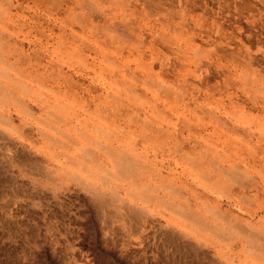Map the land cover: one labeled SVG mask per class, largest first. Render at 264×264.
<instances>
[{"label": "rangeland", "instance_id": "374dc122", "mask_svg": "<svg viewBox=\"0 0 264 264\" xmlns=\"http://www.w3.org/2000/svg\"><path fill=\"white\" fill-rule=\"evenodd\" d=\"M19 1L15 0L14 5ZM85 1L91 3H86L85 8L77 5L80 15L76 14L72 19V23H76L66 26V35L72 34L75 43L72 45L68 41L66 50H59L58 46L62 40L58 38L59 27L63 26L60 20L65 23L66 19L61 16L54 20L43 18L41 14L35 15L31 7L23 14L16 13L14 8L11 12L13 22H9L8 29L14 36L10 47L23 43L24 48L16 56H9L8 66L0 63V85L7 86L13 98L28 103L34 109V117L26 118L13 106V98L0 94V264H264V257L256 261L252 258V262L240 242L230 248L231 241L206 232H195L173 216L164 204L132 200L122 190L120 196L126 208H135L138 212L144 210L143 215L148 219L145 224L140 220L124 225L127 221L117 220L116 211L104 204L97 205L75 181L67 180L63 175L67 170L82 178L88 175V169L68 162L78 148L88 145L79 133L84 132L95 142L108 145L115 137L110 141L105 138L106 134L110 137L117 133L122 144L115 147L136 159L143 170L150 169L156 176L161 171L168 178L163 181L164 186L175 187L177 203L186 202L200 212V195L203 201L220 204L240 218L248 230L253 227L264 230L259 225L264 220V0H157L160 2L154 9L155 14L145 8L151 5L149 0H135L143 9L131 21L130 29L121 27L124 21L120 6L116 8L112 0ZM90 6L96 10L94 15L89 11ZM111 7L115 8V16L111 15L114 13ZM98 13L107 15L111 23L106 18L100 20L95 15ZM80 18L93 31H106L107 37L114 39L119 33L117 45L124 44L126 39L133 43L123 48L108 44V49L106 45L90 41L86 36L88 32H80ZM46 22L57 25L53 35L42 28L44 24L47 27ZM167 22L170 24L163 25ZM113 24L119 29L111 30L109 27ZM40 30L46 32L47 37H41ZM160 30L173 37V41L179 36L176 41H179L177 44L182 42V50L178 51L175 44L163 46L159 42ZM179 30H182L180 35ZM181 37L182 41L179 40ZM84 38L92 47L95 44L94 52L76 48L82 45ZM137 40L142 44L140 51L134 46ZM32 45L38 50L34 55L30 50ZM102 47L106 48L107 55L111 54L106 57H109V63L100 55L105 50ZM143 51H148L147 55L151 52L154 59H144L146 66L142 63L137 67L133 60L138 57V52L146 54ZM6 53L10 54L9 49ZM111 62L135 71L140 82L127 78L129 81L125 80V84L132 82L144 97L132 96L126 86L112 83L106 75L113 68ZM244 72L249 75L243 78ZM66 73H72L81 81V86L62 96L57 92L65 91L61 84ZM8 77L21 86L11 84ZM143 80H153L155 86H145ZM185 81L187 86H183ZM166 86H172L177 94L183 87V97L170 102L163 93L162 87ZM158 94L159 99H155ZM154 109L161 113L156 114ZM7 116L12 119L10 126L6 122ZM9 150H13L18 156L16 159L20 157V160L30 154L37 164L35 172L28 173L19 163L13 164L8 158ZM187 155L201 162L203 172L208 173L209 168L213 175L238 167L243 172L240 181H232L231 177L227 181L235 182V191L246 193L247 203L235 201L234 197L214 189L209 181L201 180L200 171L190 165ZM97 159L109 168L108 160L100 152ZM90 168L100 181L97 167ZM146 181L144 175L137 182ZM202 181L209 185L205 186ZM152 186L157 196L167 197L164 187ZM203 242L207 245L204 249ZM261 246L264 252V239Z\"/></svg>", "mask_w": 264, "mask_h": 264}, {"label": "bare ground", "instance_id": "6f19581e", "mask_svg": "<svg viewBox=\"0 0 264 264\" xmlns=\"http://www.w3.org/2000/svg\"><path fill=\"white\" fill-rule=\"evenodd\" d=\"M90 1V0H89ZM101 1V0H100ZM111 1V0H110ZM182 1V0H181ZM95 2V1H94ZM102 2V1H101ZM112 2H115L116 3V8H117V5H119L120 7V14L122 15L123 17V20L122 22L124 21V23L122 24L121 27H130L132 25L131 21L133 20V18H135V15L138 14L140 12L141 9H143L142 7L138 6L136 3H135V0H112ZM146 2V1H145ZM160 1H157V0H149V4H151L150 6H146L145 8H147V10L149 11V13L151 12V14H155V8H158V3ZM15 3V0H0V30H2V32H0V63L2 64V66H8L10 60L8 59L10 55H15L16 56V53H19V52H22L23 51V48H24V45L23 43L19 44L18 46H15V47H10V42H11V38L14 36L13 34L10 33L9 29H8V24L9 22H13V15H12V9L14 8L16 10V13L18 12V14H23L25 12H27L26 10L28 8H34V13L35 15H38L40 16L43 15V18H51V19H58V17L60 18L63 17L65 20V23L64 21H62V19L60 20L61 23L63 24L62 27H59V32H61L60 36H58V38L62 40L58 43V46H59V50H66L68 49L67 47V42L69 41L72 45H75L74 42H72V38L73 36L71 37V35H66L65 33V30H66V26H68L69 24H74L76 22H73L72 23V19L73 17L76 15V14H79L80 15V12H79V8L78 6L82 5L84 8L87 7L85 5L87 4H90V3H87L85 0H20L16 5H14ZM87 3V4H86ZM109 3V2H108ZM177 4V3H176ZM183 4V3H182ZM186 4V3H185ZM30 5V6H29ZM76 5V6H75ZM78 5V6H77ZM97 5V4H96ZM101 5V4H100ZM104 5V3H103ZM102 5V6H103ZM93 6V5H92ZM90 6V13L92 15H94V13L96 12V10H93V7ZM95 6V5H94ZM101 6V7H102ZM185 6V5H184ZM183 7V6H182ZM82 8V7H81ZM105 9V8H104ZM115 8L111 7V12H114L113 14H111L112 16H115L116 15V11H114ZM82 11V10H81ZM86 11V10H84ZM104 11V10H103ZM160 11V10H159ZM163 11V10H162ZM106 12V11H105ZM168 12V11H167ZM82 13V12H81ZM99 17L100 20H103V18H106L107 15H104L103 13H98V14H95ZM110 15V14H109ZM110 15V16H111ZM119 15V14H118ZM15 17V16H14ZM18 17V16H17ZM20 17V15H19ZM31 17H34V16H30ZM82 17V16H81ZM91 17V16H90ZM182 17V16H181ZM184 17V16H183ZM41 18V17H40ZM39 18V19H40ZM117 18V17H116ZM120 18V17H119ZM19 19V18H18ZM29 19V18H28ZM81 19V18H80ZM92 19V18H91ZM181 19V18H180ZM27 20V19H26ZM33 20V19H32ZM37 20V19H36ZM42 20V18H41ZM44 20V19H43ZM110 19L106 18V21L111 23L110 21H108ZM29 21V20H28ZM27 21V22H28ZM58 21V20H57ZM105 21V20H104ZM103 21V22H104ZM25 22V21H24ZM50 22V21H49ZM52 22V21H51ZM10 23V24H11ZM19 23V22H18ZM105 23V22H104ZM114 23V22H112ZM164 23V22H163ZM16 24V23H15ZM47 24V22H46ZM55 24V23H54ZM108 24V23H107ZM116 24V22L114 23ZM112 25V26H107L109 28H112L111 30H118L119 28H114L113 26L115 25ZM118 24V22H117ZM170 23L167 22L163 25L167 26L169 25ZM185 24V23H184ZM12 25V24H11ZM26 25V24H25ZM39 25V24H38ZM59 25V24H58ZM80 25V26H79ZM79 27H80V32H88V34L86 36H88V38H90L89 40L92 41H96L99 45H106L107 47L109 45H116L117 48H123L125 46L128 45V43H133L132 40H127L124 42V44H118L119 42V33L116 34V36H114V33L113 36L116 37V38H110V37H107L108 35H106V31H97V30H94L93 29H90L88 28L87 26H85L83 24V21L81 19V21L79 22ZM95 25V24H94ZM101 25V24H99ZM98 25V26H99ZM109 25V24H108ZM187 24H185V27H186ZM3 26V27H2ZM13 26V25H12ZM39 26H42L39 25ZM57 26V25H56ZM55 25L51 24V23H48L47 24V27L45 26V24L42 26L43 29L45 30H48L50 32H52V35L54 34L55 32ZM17 27V26H16ZM24 27V26H22ZM32 27V25H31ZM95 27V26H93ZM92 27V28H93ZM116 27V26H115ZM119 27V26H118ZM34 28V27H33ZM37 28V26H36ZM41 28V29H42ZM102 28V27H101ZM172 28V27H171ZM71 29V28H70ZM77 30V28H75ZM99 29V27H98ZM105 28H103L104 30ZM130 29V28H129ZM33 31V30H32ZM75 31V30H73ZM128 31V30H127ZM69 32V30H68ZM111 31H109L110 33ZM120 32V31H119ZM126 32V31H125ZM182 30H179V35L181 34ZM71 33V32H70ZM113 33V32H112ZM111 33V34H112ZM130 33V31H129ZM127 33V34H129ZM46 34V32H45ZM44 34V31H41L40 30V36L42 37L43 35L45 36ZM124 35V33H122ZM121 34V35H122ZM168 33L165 32V31H161L160 30V36H159V42L161 44H163V46H167V44L169 45H173L175 44L177 46V48L179 49L178 51H181L182 50V42L177 44L179 41H176L177 38L179 36H175V39L173 41V37H170L169 35H167ZM48 35V34H47ZM79 35V34H78ZM78 35L76 37H78ZM84 35V34H83ZM82 35V37H83ZM110 35V34H109ZM130 35V34H129ZM132 35V34H131ZM186 35V34H185ZM55 36V35H54ZM57 36V35H56ZM112 36V37H113ZM170 38H169V37ZM47 37V36H45ZM81 37V38H82ZM36 38V37H35ZM49 38V36H48ZM47 38V39H48ZM130 38V37H129ZM185 38V37H184ZM22 39V38H21ZM85 39V38H84ZM92 39V40H91ZM183 37H181V39L179 38L180 41H182ZM55 40V39H54ZM77 39H75L76 41ZM125 40V39H124ZM175 43H173V42ZM189 41V40H188ZM57 42V41H56ZM77 42L79 43L80 41L77 40ZM49 43V42H48ZM53 43V42H52ZM85 43V45H84ZM188 43V42H187ZM82 44L80 47H76L77 49L79 48H85V51L86 52H92L93 50L95 51V47L93 45L92 47V44L91 43H88L86 41V39L84 40V42L82 41ZM109 44V45H108ZM134 46L139 49V51L142 49V44L141 42H139L137 40V42H134ZM190 44V43H189ZM159 45V44H158ZM192 46V42L190 44ZM77 46V45H76ZM161 46V45H160ZM174 46V45H173ZM56 47H57V44H56ZM113 47V46H112ZM74 48V49H76ZM105 48V47H104ZM102 47V49H104ZM114 48V47H113ZM167 48V47H165ZM188 48V47H187ZM197 48V47H196ZM9 49V53L10 54H7L6 53V50ZM42 49V48H41ZM109 49V47H108ZM30 50H32L31 54H36L38 53V50L35 48V45H32ZM58 49H56L57 51ZM111 50V49H110ZM114 50V49H113ZM184 50V49H183ZM81 51H84V50H81ZM93 51V52H94ZM101 51V50H99ZM103 54H100V55H103L101 57H104V62H108L109 63V60L107 61V59L109 58H106L108 55L104 52L106 51V48L105 50H102ZM217 51V50H216ZM40 53L42 52L39 51ZM98 53V51H96ZM111 51H109L110 53ZM131 52V51H130ZM129 52V54H130ZM142 52V51H141ZM144 52V51H143ZM148 52V51H147ZM147 52H144L146 54H143V53H139L138 57L135 58V60H133V63L138 67L139 64L141 65L142 63L147 64L145 61L147 59H154V57L152 56V53L150 52V55H147ZM184 52V51H183ZM96 53V54H97ZM21 54V53H20ZM29 54V53H28ZM55 54V53H54ZM111 55V54H110ZM109 55V56H110ZM39 56V55H38ZM94 56H96L94 54ZM25 57V56H24ZM40 57H38L39 59ZM98 58V57H97ZM27 59V58H26ZM45 59V58H44ZM143 59V61H141ZM144 59H146L144 61ZM18 61V59H16ZM40 60V59H39ZM91 60V59H90ZM19 61H22V58L21 60ZM18 61V62H19ZM84 61V60H82ZM102 61V59H101ZM247 61V60H246ZM93 62V61H92ZM100 62V61H98ZM15 63H17L15 61ZM31 63V62H30ZM37 63V62H36ZM42 63V62H41ZM84 63V62H83ZM25 65V63H23ZM33 64V63H32ZM55 64V63H54ZM53 64V65H54ZM96 64V63H95ZM111 66L113 67L111 70L109 69L110 73L109 74H106L109 79L111 78L112 80V83L113 84H116L118 86H126V89L127 91H129L132 96H137V97H144L141 93L139 94V90L136 88L137 86L132 84V82L128 85L125 84V80L127 78H130L131 80H134L135 82H140L139 79L136 77L135 75V71H130L129 69H123L121 68L120 66V63H115V62H111L110 63ZM255 64V63H254ZM13 65V64H12ZM19 65V64H17ZM23 65V66H24ZM34 65V64H33ZM43 65V64H41ZM62 65V64H61ZM60 65V66H61ZM64 65V64H63ZM156 65V64H155ZM21 66V65H19ZM59 66V64H58ZM146 66V65H145ZM22 67V66H21ZM31 67V66H30ZM29 67V68H30ZM34 67V66H32ZM31 67V68H32ZM38 67V66H37ZM42 67V66H41ZM48 67V66H47ZM144 67V66H143ZM249 67V66H248ZM3 68V67H2ZM7 68H10V67H7ZM12 68V66H11ZM14 68V67H13ZM23 68V67H22ZM27 68V67H26ZM52 68V66H51ZM54 68V67H53ZM58 68V67H56ZM61 68V67H60ZM69 68V67H68ZM71 68V67H70ZM99 68V67H98ZM148 68V67H147ZM37 69V68H36ZM72 69V68H71ZM102 69V68H101ZM249 69V68H247ZM11 70V69H10ZM38 70V69H37ZM49 70V69H48ZM47 70V71H48ZM62 70V68H61ZM61 70H59V72H61ZM70 70V69H69ZM79 70V69H77ZM73 71V70H72ZM80 71V70H79ZM103 71H104V68H103ZM139 71V70H138ZM244 71V70H243ZM35 72V70H34ZM58 72V73H59ZM108 72V71H107ZM38 73V72H37ZM41 73V72H40ZM46 73V72H45ZM57 73V72H56ZM65 73V72H64ZM69 73V71H68ZM140 73V71H139ZM147 73V72H146ZM243 73V72H242ZM248 73V72H247ZM244 72V74L242 75V77L244 78L246 75H249ZM1 74V73H0ZM60 74V73H59ZM67 74V73H66ZM97 74V73H95ZM43 75V74H41ZM40 76V78L42 79V76ZM49 75V74H48ZM58 75V74H57ZM56 75V76H57ZM100 75V74H99ZM148 75V74H147ZM61 76V75H60ZM79 76V75H78ZM82 76V75H81ZM101 76V75H100ZM65 78H63V84H61L62 86L64 85L65 86V91L61 92V91H58L57 93L59 95H62V96H66V95H69V93H73V91L75 89H77L80 85V82L79 80H76V78L73 76L72 73L70 74H67L64 76ZM77 77V76H76ZM83 77V76H82ZM97 77V76H96ZM105 77V76H104ZM38 78V79H40ZM45 78V77H44ZM80 78V77H79ZM78 78V79H79ZM86 78V77H85ZM107 78V77H106ZM9 82H11V84H14V85H20L21 84H16V81L15 80H12L11 78H9ZM55 79V78H54ZM61 79V78H60ZM59 79V80H60ZM81 79V78H80ZM90 79V78H89ZM144 79V77H143ZM147 79V78H146ZM246 79H248V77H246ZM251 79V78H249ZM248 79V80H249ZM57 80V79H56ZM58 80V82H59ZM181 80H186L185 78H182ZM40 81V80H39ZM43 82L44 79L42 80ZM41 81V82H42ZM62 81V80H61ZM127 81V80H126ZM129 81V80H128ZM127 81V82H128ZM55 82V81H54ZM53 82V83H54ZM57 82V83H58ZM243 82V81H242ZM248 82V81H247ZM62 83V82H61ZM143 83L145 84V86H155L154 84V81L153 80H143ZM185 85L183 86H187V82L185 81L184 82ZM255 83V82H254ZM60 84V83H59ZM248 83H246L247 85ZM60 85V86H61ZM179 85V84H178ZM181 85V84H180ZM179 85V86H180ZM251 85V84H250ZM4 85H0V94L3 95L5 98H13V96H11L12 94L10 93V90L9 88ZM41 86V85H40ZM84 86H85V83H84ZM88 86V85H87ZM107 86V85H106ZM59 87V86H58ZM172 86H166V87H162L163 88V93L166 94V98H168V100L170 102H172L171 100L173 101H176L175 99H181L182 96V90H183V87H182V90H179L178 94L177 93H174L173 89L171 88ZM248 87V85H247ZM54 88V86H53ZM99 88V87H97ZM153 88V87H152ZM24 89H27V87H24ZM56 89V88H55ZM87 89V88H86ZM96 89V88H95ZM113 89V88H112ZM111 89V91H112ZM120 89V88H118ZM178 89H181V88H178ZM58 90V89H57ZM84 90V89H83ZM125 90V89H124ZM165 90V92H164ZM25 91V90H24ZM45 91V90H44ZM50 91V90H49ZM56 91V90H55ZM85 91V90H84ZM160 91V90H159ZM79 92V91H78ZM88 92V90H87ZM99 92V91H98ZM162 92V91H161ZM51 93V92H50ZM53 93V92H52ZM76 93V92H75ZM77 94V93H76ZM81 94V92H80ZM92 94V93H91ZM118 94V93H117ZM145 94V93H144ZM83 95V94H82ZM93 95V94H92ZM121 95V94H120ZM72 96V95H71ZM79 96V95H78ZM87 96V95H86ZM117 96V95H116ZM159 94L155 97V99H159ZM71 98V97H70ZM73 98V97H72ZM85 98V97H84ZM95 98V97H94ZM175 98V99H174ZM14 100L13 101V106L17 107L18 109H20V112H22V114H24V116L26 118H32L34 117V109L28 104V103H25L24 101H22V99L20 98H13ZM66 99V98H65ZM78 99V98H77ZM97 99V98H96ZM108 99V98H107ZM7 100V99H6ZM68 100V99H67ZM95 100V99H94ZM69 101V100H68ZM98 101V100H97ZM182 101V100H181ZM8 102V101H7ZM159 102V101H158ZM10 104V101L8 102ZM195 103V102H194ZM164 104V102H163ZM101 105V104H100ZM104 105V104H103ZM102 105V106H103ZM168 105V104H167ZM102 106L100 108H102ZM93 107V105H92ZM152 107L154 108L155 106L152 105ZM156 108V107H155ZM97 109V108H96ZM85 110V108H84ZM98 110V109H97ZM100 110V109H99ZM152 110V108H151ZM191 110V108H190ZM193 110V109H192ZM86 111V110H85ZM84 111V112H85ZM103 112V111H102ZM115 112V111H114ZM112 112V113H114ZM120 112V111H118ZM148 112V111H147ZM156 114L159 113V110L157 109H154V111ZM192 112V111H191ZM88 113V112H87ZM92 113V112H90ZM105 113V112H104ZM161 113V112H160ZM159 113V114H160ZM69 114V113H68ZM76 114V113H75ZM85 114V113H84ZM148 114V113H147ZM72 115V114H71ZM104 115V114H102ZM150 115V114H149ZM179 115V113H178ZM106 116V115H105ZM112 116V114H111ZM0 117L2 118V116L0 115ZM113 117V116H112ZM173 117V116H172ZM177 117V116H176ZM181 117V116H180ZM4 118V117H3ZM154 118V117H153ZM178 118V117H177ZM6 119V118H5ZM135 119V118H134ZM1 120V119H0ZM147 120V119H145ZM144 120V121H145ZM137 121V120H136ZM3 122V120L1 121ZM7 125L10 126L12 125V119L10 118V116H7ZM80 122V121H79ZM114 122V121H113ZM149 122V121H148ZM115 123V122H114ZM151 124V122H149ZM159 123V122H158ZM201 122H199L200 124ZM104 124V123H103ZM161 124V123H160ZM174 124V123H173ZM116 125V124H115ZM129 125V124H128ZM147 125V124H146ZM156 125V124H155ZM208 125V124H207ZM153 126V125H152ZM171 126V125H170ZM201 127V126H200ZM206 127V126H205ZM125 128V127H124ZM150 128V127H148ZM152 128V127H151ZM154 128V127H153ZM203 128V127H202ZM14 129V128H12ZM126 129V128H125ZM124 129V130H125ZM117 130H120L118 129V126H117ZM129 130V129H128ZM148 130V129H147ZM202 130V129H200ZM78 131V130H77ZM122 131V130H121ZM120 131V133H121ZM174 131V130H173ZM107 132V131H106ZM126 132V131H125ZM129 132V131H128ZM145 133H148L146 130L144 131ZM161 132H164L163 129ZM166 132V131H165ZM130 133V132H129ZM100 134V133H99ZM122 134V133H121ZM164 134V133H163ZM105 135V134H104ZM111 135V134H110ZM123 135V134H122ZM149 135V134H148ZM156 135V134H155ZM78 136L82 137V139H84L88 145L86 146H82L80 148H78L76 150V155L74 154L72 157L69 158L68 162L72 163V164H80L83 169H88V175H86L85 178H82L81 176L73 173V172H68L67 170V174H63L65 175V177L67 178V180H73L75 181V184L77 186H79L82 190H84L96 203H98L97 205H100L102 206L104 204V206H108V208H111L113 209L114 211L117 212V216L116 219H120L122 222H126L124 225H131V223L133 222H138L140 220H143L144 221V224L146 223V219L144 217V210L143 212H138V210H135V208L133 209H129V208H126V205H125V202H123V198H121L120 194H121V191L123 190L124 193L126 195H128V197H131V199L133 200H137V199H143L144 201H147V200H152L154 202H156L157 204L159 203H162V205L164 204L165 208L175 217H177L178 219H180L182 221V223L186 224L188 227H190L192 230H195V232H199V233H208L210 234V236H216L217 238H220L221 240H226L228 242H232L231 243V247H233V244L236 243V242H240L241 245L244 247V253L247 254V256L249 258H251V261H252V258H255L254 260H258L260 257H264V252H263V249L260 248L262 247L261 246V242L263 241L264 238H262L261 236L264 235V230H261V229H257L255 227L251 228L250 230H248L246 228V226L241 223L242 221L240 220V218L232 215L230 213V211L228 210H225L222 205L220 204H215L213 202H211L210 200H205L203 201V196H198V199H201L202 202L199 203V209H200V212L199 211H195L191 208L190 204L188 203H177L176 199H175V196L177 194H175V187H172V186H164L166 185L163 181L165 179H168L166 178L162 172H158L159 175L156 176L154 174H152L153 171H150L149 170H143L142 169V166H140L139 162L134 159V158H131L129 157L128 155L124 154V151L121 149V148H116L115 145H120L122 143L121 140H120V137L119 135L116 133V135H111L110 137L107 136L106 134V139L107 140H110L111 141V138L112 137H115V140L113 143H111L110 145L108 144H99L97 142H95L93 139H91V137L85 135L84 132H82L81 134L79 133ZM1 137V136H0ZM104 137V136H103ZM10 139V138H9ZM4 140V138H3ZM8 140V139H7ZM104 140V138H103ZM54 141V140H53ZM1 142V141H0ZM9 143V142H8ZM55 143V142H52V144ZM117 143V144H115ZM147 143V142H146ZM168 143V142H167ZM196 143V142H195ZM14 144V143H13ZM16 146V144H14ZM153 145V144H151ZM11 146V145H10ZM148 146V145H147ZM198 146V145H197ZM120 147V146H119ZM133 147V146H132ZM199 147V146H198ZM196 148V147H195ZM209 148V147H208ZM7 149H10V147H7ZM210 150V149H208ZM8 151V150H7ZM207 151V149H206ZM98 152H100L103 157H105L108 162H109V168L105 167L104 164L102 162H99L98 159H97V156H98ZM171 152V151H170ZM188 152V151H187ZM202 152V151H200ZM209 152V151H207ZM5 153V152H4ZM7 153V152H6ZM168 153V151H167ZM210 153V152H209ZM15 152L13 150H9V156L8 158H10L12 160V163L15 164V163H19V165H21L22 169L28 173H34L36 168H35V161L32 160L31 158V155L29 154L28 157H26L27 154H25L23 157V160L21 159H16V157H18L17 155L15 156ZM201 154V153H200ZM204 154V153H202ZM34 155V154H33ZM186 155V154H185ZM15 156V157H14ZM185 157V156H184ZM183 157V158H184ZM201 159L203 158V155L200 156ZM187 158L189 159L190 158V165H192L194 168H196L197 170L200 171V179L203 180V181H209L211 183V186L213 185L215 188L214 189H217V191H220V192H223V194H226L228 195L229 197H234L235 198V201H239V202H246V200H248V198H246V193H240V192H237L235 191L234 189V186H233V183H235L237 180L240 181V179L243 177V172L238 168V167H234L235 169L233 170H229L228 172H221V171H224V169L221 170V168H219L221 171V173L219 175H213L211 174V172H209V168H208V173L207 172H203V169L201 170V162H196L193 158H191V156L187 155ZM199 158V156H198ZM211 158V156H210ZM253 158V157H252ZM186 159V158H185ZM207 159V158H206ZM216 159V158H215ZM9 160V159H8ZM203 161V160H201ZM210 161V159L208 160ZM11 162V161H10ZM211 162V161H210ZM217 162V161H216ZM8 163V162H7ZM207 163V162H206ZM210 164V163H209ZM214 164V163H213ZM205 165V164H204ZM89 166V168H88ZM90 166H93V167H97L96 169L100 172V175H99V180L100 181H97V175L95 172H93L90 168ZM211 166V165H210ZM214 167V166H213ZM34 170V171H33ZM207 170V169H206ZM219 171V170H218ZM198 172V171H197ZM213 172V171H212ZM60 174V173H59ZM217 174V173H216ZM62 175V174H61ZM146 176L147 178V181L144 182V183H139L137 181H139L141 179L142 176ZM171 175V174H170ZM215 176H218V177H215ZM245 176V175H244ZM57 177H60V175H57ZM171 177V176H170ZM222 177L225 178V180L222 179ZM233 179L232 181H235V182H231L229 183L227 180V178L230 179ZM48 178V176L46 177ZM54 178V177H53ZM246 178V177H245ZM158 179H159V182H158ZM205 179V180H204ZM119 181V183H117ZM202 181V183H203ZM247 181V180H246ZM101 183V184H100ZM208 183V182H207ZM213 183V184H212ZM64 184V183H62ZM205 184V183H203ZM152 185H161L162 187H164V189L167 191V197H159L156 195V191L154 190L153 186ZM206 185H209L208 184H205ZM236 185V184H235ZM209 186V187H211ZM239 186V185H238ZM237 186V187H238ZM240 187V186H239ZM243 187V186H242ZM244 188H247V187H244ZM210 189V188H209ZM213 189V188H212ZM213 189V191H214ZM240 189V188H239ZM248 189V188H247ZM238 190V188H237ZM244 190V189H243ZM260 192V191H259ZM250 198V197H249ZM161 201V202H160ZM214 201V200H213ZM249 202V201H248ZM245 205V204H244ZM148 208V207H147ZM259 209H262V208H259ZM258 209V210H259ZM112 210V211H113ZM140 210V209H139ZM141 211V210H140ZM260 211V210H259ZM264 212V211H263ZM107 214H105L106 216ZM151 216V215H150ZM114 217V216H113ZM112 217V218H113ZM110 220V219H109ZM148 220V219H147ZM149 222V221H147ZM121 223V222H120ZM140 224V223H139ZM142 224V223H141ZM143 224V225H144ZM151 224H153L151 222ZM154 225V224H153ZM259 225L260 227L264 228V220H261L259 222ZM136 229V228H135ZM134 229V230H135ZM137 231V230H136ZM139 231V230H138ZM206 239V238H205ZM208 244V242H207ZM263 244V243H262ZM207 245H206V242H203L202 243V249L206 248ZM264 247V246H263ZM191 248V247H190ZM201 248V247H200ZM198 249V248H197ZM257 258V259H256ZM264 260V258H263ZM262 261V260H260ZM253 262V261H252Z\"/></svg>", "mask_w": 264, "mask_h": 264}]
</instances>
